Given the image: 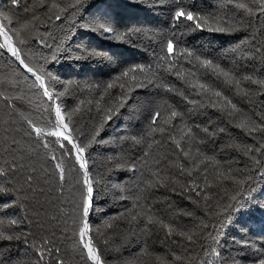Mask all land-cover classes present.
I'll use <instances>...</instances> for the list:
<instances>
[{
    "label": "snow or ice",
    "instance_id": "1",
    "mask_svg": "<svg viewBox=\"0 0 264 264\" xmlns=\"http://www.w3.org/2000/svg\"><path fill=\"white\" fill-rule=\"evenodd\" d=\"M255 2L258 4L257 9L251 7L247 0H217V11H203L197 7L195 0H38L31 9L25 3L24 12L27 14L31 11V18L26 15L23 18L24 23L19 26L12 16L0 11V55L6 56L9 64L16 66L12 76L5 77L3 85L0 86L3 89L0 90V100L5 103L9 117L5 125L0 126L3 128V135L0 136V161H3L0 164V209L5 214L9 208H19L25 213L23 217L13 213L11 218H7L6 228V216L0 217V242L20 241L23 237V243L27 246L30 237L35 239L27 225L35 220L36 226L42 227L39 219L42 214H46L47 205L59 212V215L54 213L48 216V222L70 227L72 238L85 264H106L93 231L106 242L108 230L122 227L117 223L120 220L134 223L137 229L142 228L149 233L154 229L163 230L165 240L179 236L188 245L200 244V251L206 255L220 257L219 248L223 235L214 241L216 247L205 246L202 243L203 234L198 237L195 232H190L172 218L161 215V211L156 210L149 200L154 198L155 191L163 188L171 189L198 204V198L207 188L208 174L205 171V188H202L199 168L193 159L191 148L197 143H213L211 138L217 132L210 126L190 123L186 117L190 116L192 110L184 111L187 104H192L193 110L196 107L216 110L222 118H226L249 137L257 131L264 132V123L245 117L241 104L225 94L226 91L234 92V96L243 101L250 97L249 91L243 86L245 83L250 81L252 84L264 86V80L240 74L241 69L250 61L258 56L264 57V45H257L256 37L253 36L250 51L243 47L242 39L237 49L239 59L232 67L226 66L223 60L218 61L197 48L189 47L188 40L189 36L193 40L197 39L193 35L195 33L233 35L248 31L252 27V21L264 15V0ZM10 4L19 9L20 0H10ZM122 5L146 9L156 20L122 25L117 19L118 9ZM93 7L103 9L102 14H89ZM86 14L87 19H84ZM37 20L41 23L37 24ZM65 21L72 22L65 25ZM53 25L60 27L59 35L51 30ZM81 32L90 33L102 41L124 45L146 54L149 59L134 64L118 61L102 47H89L79 37ZM70 53L78 55L72 56ZM66 60L96 63L101 67L111 66L113 69L104 75L107 79L96 85L99 100L87 102L90 106L95 103L98 124L94 123L88 131L80 130L79 135L76 134L73 116L82 112L85 101L82 100L69 110L62 101L64 93L57 87L63 84L64 77L58 73L56 66ZM113 63L115 67L112 66ZM21 78L23 86L37 98L35 102L28 99V105L34 107L32 114L28 107L17 103L18 100L25 99L23 94L15 95L22 87ZM176 81H180L183 87L178 86ZM116 88L120 89L119 95L113 91ZM140 91L153 98L149 101L150 119L142 132L130 133L124 136V140H131L134 146H142L151 138L153 144L162 147L165 139L161 137L157 140L154 135L159 130L161 133L167 132V139L171 143L163 155L153 156V144H148V151H144L139 157H133L130 162L125 160L121 163L115 156L105 158L101 167L111 169L112 163H116L117 168L126 166V170L133 177L140 171L141 183L145 180L147 182L138 194L117 184L116 187L120 190L108 194L113 200L120 202L132 200V206L123 205L122 212L102 218L101 225L94 229L91 220L97 212L103 216L104 210L100 206L107 201L105 193L108 192L109 185L103 172L97 170L92 150L96 145L109 143L105 136L109 131L120 129L118 124L114 127V121L122 117V109L130 107L131 94ZM169 94L180 96L186 103L174 101ZM192 94L198 100H193ZM109 100L112 101L111 104L108 103ZM162 108L170 111L167 119L163 120L164 124L169 125L168 129L161 126L164 115ZM89 119H93L91 115ZM179 122H183V128L180 129L183 135L180 140H176L175 132ZM21 131L23 137L17 139ZM224 131L226 129H219V132ZM181 141L188 145V150H185ZM172 143L179 150L176 155L182 153L191 167L182 160L176 163L168 155V152L174 151ZM253 151L264 152V144L255 149H246L249 156ZM197 152L200 153V149ZM214 159L204 156L201 163ZM216 167L221 166L217 164ZM170 168L177 171H170ZM145 171L149 173L148 177L144 176ZM218 175L224 180L231 179L236 184H244V180L235 177L231 170L226 173L219 172ZM181 177L191 179L185 180L178 189L173 185ZM77 193L78 196L75 195ZM238 195L239 193L231 197L235 204H228L225 209L231 210L227 216L229 226L238 215L250 208L264 210V202L252 196L237 199ZM30 202L38 205L31 209L34 216L27 215ZM209 211L211 212V208ZM184 215L191 216L192 213L185 212ZM140 234L144 235L145 232L142 230ZM233 242L236 243L235 237ZM50 243L44 240L35 248L37 264H41L46 258L50 259L53 251L59 254L60 249L51 248ZM172 243L177 244L179 241L172 239ZM250 246L247 241L240 242L241 249ZM16 251L19 252V247ZM246 255L239 259L243 261ZM12 258L10 248L7 256L0 251V264H10ZM175 259L181 260V257L176 256ZM57 264H64V261L58 259ZM202 264H209V261L205 259ZM250 264H264V253L254 255Z\"/></svg>",
    "mask_w": 264,
    "mask_h": 264
},
{
    "label": "trees",
    "instance_id": "2",
    "mask_svg": "<svg viewBox=\"0 0 264 264\" xmlns=\"http://www.w3.org/2000/svg\"><path fill=\"white\" fill-rule=\"evenodd\" d=\"M64 2H68V0H64ZM25 3L31 9L33 4L38 3V0H20L19 9L12 6L10 0H0V11H4L12 16L17 22V26H19V24L24 23L23 18L26 15L29 19L31 18V11L27 14L24 12ZM195 3L203 11H217V0H195ZM247 3L254 9L258 8L255 0H247ZM37 11L39 12V10ZM102 12L103 9L98 7H93L89 10V14H102ZM118 12L117 19L122 25L156 20L148 10L139 7L133 8L122 5L119 7ZM84 19H87V14ZM71 22L65 21V25ZM36 23L40 24L41 21L37 20ZM51 30L57 35L60 33L58 25H53ZM65 30L67 29L65 28ZM261 33H264V15L260 16L258 20H253L252 27L246 32L241 31L233 35L208 32L195 33L193 35L197 39L193 40L191 36L188 37L190 41L189 47L197 48L199 51H203L218 61L223 60L226 66L234 67L236 61L239 59L237 49L240 41L243 39V47L251 51L252 43L250 41L253 36L256 37L255 43L257 45H264V35H261ZM79 37L83 38L89 47H102L109 51L118 61L127 64L141 63L149 59L144 53L137 52L124 45L102 41L90 33L81 32ZM245 37L247 39H244ZM234 53L235 58H233ZM70 55L75 56L78 53H70ZM240 63L243 64V61H240ZM181 64H183V61H181ZM112 66L115 67V64L113 63ZM15 68L14 64H9L6 56L0 55V86L3 85L5 77L12 76ZM56 70L64 77L63 84L57 86L64 93L62 97L64 106L71 110L80 104L82 100L85 101L84 105H82V112L76 113L73 116V123L77 129L76 134L79 135L80 130L88 131L94 123L98 124L99 117L97 116L95 103L93 102L90 106L87 102L99 100L96 85L98 82L107 79L104 75H107L113 69L111 66L101 67L96 63H77L75 60H66L57 65ZM240 74L264 80V57L258 56L255 60L250 61V63L241 69ZM173 79L175 78L173 77ZM21 82L22 87L15 95L23 94L25 99L23 101L18 100L17 103L28 107L29 113L32 114L34 107L28 105V99L35 102L37 98L32 92L28 91L27 87L23 86L22 78ZM176 84L181 88L183 87L180 81H176ZM243 86L250 93L248 99L241 101L239 97L234 96V92L226 91L225 94L232 97L234 102L241 104L245 117H251L260 123H264V86L252 84L250 81ZM0 90H3L2 87H0ZM113 91L116 95L120 93L119 88ZM131 95L132 99L129 101L130 107L122 109V117L114 121V127L118 124L120 129L109 131L105 136V139L109 143L96 145L92 150L97 170L103 172L105 181L109 185L108 192L105 193L107 201L102 202L100 206L104 210L103 216L100 212H97L91 220L94 229L101 225L102 218L122 212L123 205L132 206V200L120 202L113 200L112 196L108 194L120 190L116 187L117 184L132 190L134 194H138L147 182L145 180L141 183L140 171H137L135 177H133L132 173L126 170V166L124 168H117L116 163H112L111 169L106 166L101 167L105 158L109 156L117 157L121 163L125 160L130 162L133 157H139L144 151H148V144H153L151 138H148L146 144L142 146H134L131 140H124V136L130 133L138 134L142 132L150 119L148 108L149 101L153 98L144 95L142 91L133 92ZM169 96H172V94H169ZM172 99L176 102L186 103V101L181 100L180 96H172ZM192 99L198 100V97L192 94ZM108 103L111 104L112 101L109 100ZM89 107H91L90 113ZM189 110L192 111L186 119L190 123L194 122L202 126L207 125L217 132V135L211 138L214 141L213 143L206 145L197 143L191 148L193 159H195L199 168V179L201 180L202 188H205L203 182L205 171L208 174L207 188L201 197L198 198V204L178 195V193L171 191V189L165 190L163 188L158 191L154 190L155 196L149 200V203L154 205L156 210H160L161 215L172 218L174 222L187 227L190 232H195L198 237L203 234L204 239L202 243L205 246L216 247L214 241L223 235L219 248L221 256L213 257L211 254L206 255L200 251V244H196L195 246L188 245V242L179 236L165 240L163 230L154 229L149 233L142 228L137 229L134 223L120 220L117 223L122 225V227L108 230L106 242L93 231V236L96 237V241L106 259V264H126L129 261L131 264H202V261L205 259L209 261V264H221L222 261L223 264H250L254 255L264 253V210L250 208L247 212L238 215L231 226L228 225L227 220V216L231 210H225L228 204H235V201H232L231 197L237 195V193H239L237 199H246L248 196H252L256 200L264 202V152L256 153L253 151L251 156L246 152L247 148L255 149L264 144V132L257 131L249 137L243 130L229 123L226 118H222L220 113L212 108L203 109L196 107L193 110V105L189 103L184 111L187 112ZM7 111L5 103L0 100V126L5 125V122L9 119ZM161 111L164 113L161 118V126L168 129L169 125L164 124L163 120L167 119L170 111H167L165 108H162ZM89 115L93 119H89ZM137 122H139V126H137ZM182 128L183 122H179L175 132L176 140H180L181 135H183V132L180 131ZM220 128H224L226 131L219 132ZM2 135L3 128L0 127V136ZM154 135L157 140L163 137L166 142L162 147L158 144H153L151 149L153 156L163 155L168 149V144L171 143L167 139L168 134L167 132L161 133L158 130ZM200 135L204 134L200 133ZM22 137L23 132L21 131L17 139H21ZM181 143L184 144L185 150H188V145L184 141H181ZM137 148H139V151H137ZM172 149L174 151L168 152V155L172 156L176 163L182 160L186 165L191 167L190 162L183 157L182 153L179 156L176 155L179 150L175 149L174 143H172ZM197 149H200V153L197 152ZM197 156H199V159H196ZM204 156L214 157L215 159L214 161L204 160L201 163ZM257 160L260 162L257 163ZM0 164H3V161H0ZM217 164L221 167L217 168ZM229 170L233 172L235 177L244 180V184H236L231 179L224 180L218 175L219 172L226 173ZM170 171H177V169L170 168ZM73 176H75L74 171ZM144 176L148 177L149 173L145 171ZM249 176L251 179H247ZM188 179L191 178L181 177L180 181L175 182L173 186L179 189L181 184ZM75 195L78 196V193ZM35 207H38V205H33L30 202V211L27 215L34 216V212L31 209ZM45 207L46 214H42L39 219V224L42 227H37L35 220L31 225H27V227L31 228L35 239L30 237L27 246L23 243V237L20 241L0 242V245L6 246L0 247V251H3L7 256L10 248L13 257L10 264H37L35 248L42 241L47 240L51 242V248H59L60 251L59 254L53 251L51 258H46L41 264H57L58 259H62L64 264H85L77 249L76 242L72 238L70 227L63 224L57 226L54 223H49L47 217L54 213L59 215V212L57 209L50 208L47 205ZM209 208H211V212ZM185 212H191L192 215L186 216L184 215ZM13 213L19 217L25 215L19 208H9L6 214L3 209H0V217L6 216L5 228L7 226V218H11ZM177 214L179 215L177 216ZM205 225H207V228H205ZM142 230L145 232L144 235L140 234ZM233 237H235L236 243L233 242ZM172 239L179 241V243H172ZM241 241H247L251 246L241 249ZM17 247H19L18 253L16 251ZM244 254L247 255L241 261L239 257ZM176 256H180L181 260H176Z\"/></svg>",
    "mask_w": 264,
    "mask_h": 264
}]
</instances>
